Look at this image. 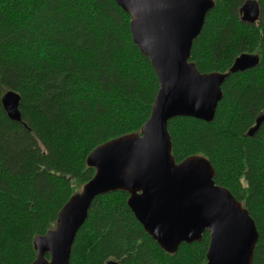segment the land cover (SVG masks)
<instances>
[{"label": "trees", "instance_id": "16d2710c", "mask_svg": "<svg viewBox=\"0 0 264 264\" xmlns=\"http://www.w3.org/2000/svg\"><path fill=\"white\" fill-rule=\"evenodd\" d=\"M190 62L202 74L227 72L242 54L259 64L232 74L214 121L178 117L168 124L177 163L206 158L214 180L254 220L253 264H264V0L248 25L247 0H213ZM130 16L113 0H0V264H32L33 242L55 228L71 196L92 179L86 159L98 146L139 133L159 83L135 46ZM20 95L21 122L2 97ZM124 192L98 197L75 239L70 264H204L209 244L168 254L144 231ZM48 258V255L46 256Z\"/></svg>", "mask_w": 264, "mask_h": 264}, {"label": "water", "instance_id": "95a60500", "mask_svg": "<svg viewBox=\"0 0 264 264\" xmlns=\"http://www.w3.org/2000/svg\"><path fill=\"white\" fill-rule=\"evenodd\" d=\"M114 1L131 17L133 42L156 72L154 107L140 134L110 141L89 155L87 165L96 175L60 211L57 227L34 239L38 256L33 264H69L75 237L95 198L118 191L129 194L136 219L167 253L177 252L183 243L201 242L208 231L206 264H253L258 243L254 221L229 190L216 185L205 158L193 156L176 164L168 123L177 117L212 123L227 77L256 67L259 59L243 54L228 74H202L189 63L193 43L214 7L211 0ZM240 12L249 24L259 19L254 0ZM2 105L10 120L21 122L16 92H7ZM263 124L264 115L248 135L254 136Z\"/></svg>", "mask_w": 264, "mask_h": 264}, {"label": "bare ground", "instance_id": "6f19581e", "mask_svg": "<svg viewBox=\"0 0 264 264\" xmlns=\"http://www.w3.org/2000/svg\"><path fill=\"white\" fill-rule=\"evenodd\" d=\"M113 1H114V0H113ZM211 1L214 3L213 0H211ZM114 2H115V1H114ZM115 3H116V2H115ZM245 4H246V3H245ZM245 4H244V5H245ZM116 5H117V3H116ZM258 5H259V4H258ZM117 6H118V5H117ZM214 6H215V4H214ZM118 7H119V6H118ZM119 8H120V7H119ZM213 8H214V7H213ZM213 8H212V9H213ZM120 9H121V8H120ZM212 9H211V10H212ZM259 9H260V7H259ZM209 12H210V11H209ZM209 12H208V13H209ZM125 13H126V12H125ZM208 13H207V14H208ZM240 13H241V12H240ZM126 14H127V13H126ZM260 14H261V10H260ZM206 16H207V15H206ZM130 18H131V17H130ZM205 19H206V18H205ZM130 21H131V20H130ZM241 21H242L243 23L248 24V25H255L256 23H258V22L260 21V15H259V19H258L254 24H249V23H247V22H244V21L242 20V14H241ZM204 23H205V21H204ZM203 26H204V25H203ZM202 29H203V28H202ZM130 32H131V31H130ZM201 32H202V30H201ZM200 34H201V33H200ZM131 36H132V34H131ZM199 36H200V35H199ZM132 40H133V39H132ZM196 40H197V39H196ZM133 43H134V42H133ZM134 44H135V43H134ZM135 46H136V44H135ZM136 47H137V46H136ZM137 48H138V47H137ZM138 49H139V48H138ZM139 51H140V50H139ZM140 52H141V51H140ZM141 54H142V53H141ZM142 55H143V54H142ZM242 55H243V54H242ZM246 55H250V54H246ZM143 56H144V55H143ZM240 56H241V55H240ZM240 56H239V57H240ZM251 56H256V55H251ZM190 57H191V54H190ZM239 57H237L236 59H238ZM256 57H257V56H256ZM146 58H147V57H146ZM257 58H258V57H257ZM147 59H148V58H147ZM236 59L234 60V63H235ZM258 59H259V58H258ZM148 60H149V59H148ZM149 61H150V60H149ZM150 63H151V62H150ZM189 63H191V64H193V65L195 66V64L192 63V62H190V60H189ZM234 63L232 64V66L230 67V69L233 67ZM258 64H259V63H258ZM151 66H152V64H151ZM195 67H196V66H195ZM152 68H153V67H152ZM254 68H255V67H254ZM196 69H197V68H196ZM230 69H229L227 72L220 73V74H228L229 71H230ZM252 69H253V68H252ZM153 70H154V69H153ZM197 70H198V69H197ZM249 70H251V69H249ZM154 71H155V70H154ZM198 71H199V70H198ZM247 71H248V70H247ZM155 73H156V72H155ZM200 73H201V72H200ZM239 73H243V72H239ZM210 74H212V73H210ZM236 74H237V73H236ZM231 75H232V74H230V75L227 77V79H228ZM156 76H157V75H156ZM157 79H158V78H157ZM227 79H226V80H227ZM158 83H159V82H158ZM224 83H225V82H224ZM224 83H223V84H224ZM222 87H223V85H222ZM222 87H221V91H222ZM9 92H10V91H9ZM5 94H6V93H5ZM5 94H4V95H5ZM4 95H3V96H4ZM18 95H19V94H18ZM19 96H20V95H19ZM222 97H223V92H222ZM155 99H156V98H155ZM221 100H222V99H221ZM1 101H2V99H1ZM20 102H21V97H20ZM154 103H155V102H154ZM219 103H220V102H219ZM218 105H219V104H218ZM2 106H3V105H2ZM153 107H154V106H153ZM217 108H218V106H217ZM3 109H4V108H3ZM152 110H153V108H152ZM216 111H217V110H216ZM19 112H20V106H19ZM151 112H152V111H151ZM5 113H6V112H5ZM215 114H216V113H215ZM6 115H7V114H6ZM20 115H21V112H20ZM150 115H151V114H150ZM7 117H8V116H7ZM149 118H150V117H149ZM177 118H178V117H177ZM185 118H186V117H185ZM174 119H175V118H174ZM192 119H193V118H192ZM172 120H173V119H172ZM195 120H196V119H195ZM11 121H12V120H11ZM21 121H22V116H21ZM170 121H171V120H170ZM170 121H169V122H170ZM198 121H200V120H198ZM213 121H214V120H213ZM13 122H15V121H13ZM18 123H19V122H18ZM168 124H169V123H168ZM255 126H256V125H255ZM255 126H254L253 128H255ZM142 127H143V126H142ZM253 128H251V129H253ZM141 129H142V128H141ZM251 129H250V130H251ZM250 130H249V131H250ZM249 131H248V133H247V136H249V135H248V134H249ZM140 132H141V130H140ZM140 132H139V133H131V134H140ZM168 133H169V131H168ZM127 135H130V134H127ZM127 135H124V136H127ZM169 135H170V134H169ZM124 136H121V137H124ZM121 137H118V138H121ZM141 137H142V136H141ZM249 137H251V136H249ZM252 137H254V136H252ZM118 138H115V139H113V140H116V139H118ZM113 140H111V141H113ZM170 140H171V137H170ZM108 142H110V141H108ZM108 142H106V143H108ZM106 143H104V144H106ZM171 144H172V142H171ZM102 145H103V144H102ZM102 145H100V146H102ZM98 147H99V146H98ZM98 147H97V148H98ZM92 152H93V151H92ZM92 152H91V153H92ZM91 153H90V154H91ZM90 154H89V155H90ZM172 156H173V155H172ZM88 157H89V156H88ZM88 157H87V158H88ZM191 157H193V156H191ZM199 157H201V156H199ZM173 158H174V156H173ZM188 158H189V157H188ZM203 158H204V157H203ZM174 159H175V158H174ZM186 159H187V158H186ZM186 159H185V160H186ZM205 159H206V158H205ZM206 160H207V159H206ZM183 161H184V160H183ZM183 161H182V162H183ZM207 161H208V160H207ZM175 162H176V160H175ZM180 163H181V162H180ZM180 163H177V162H176V164H180ZM210 164H211V163H210ZM86 165H87V159H86ZM87 166H88V165H87ZM88 168H91V167L88 166ZM212 168H213V166H212ZM91 169H94V170H95V174H94V176H95V175H96V169H95V168H91ZM213 170H214V168H213ZM94 176H93V177H94ZM93 177H92V179H93ZM214 177H215V171H214ZM92 179H91V180H92ZM91 180H90V181H91ZM90 181H88L87 183H89ZM214 181H215V180H214ZM87 183H86V184H87ZM215 183H216V182H215ZM86 184H85V185H86ZM85 185H84V186H85ZM216 185H217V184H216ZM84 186L81 188V191H80L79 193H82ZM217 186H220V185H217ZM221 187H222V186H221ZM227 190H228V189H227ZM118 192H122V191H118ZM229 192H230V191H229ZM79 193H76V194H79ZM114 193H116V192H114ZM124 193H126V192H124ZM76 194H74L73 196H75ZM110 194H111V193H110ZM127 194H128V193H127ZM106 195H108V194H106ZM128 195H129V194H128ZM73 196H71L70 199H71ZM102 196H105V195H102ZM232 196H233V195H232ZM99 197H101V196H99ZM129 197H130V196H129ZM129 197H128V199H129ZM97 198H98V197H97ZM97 198H95V199H97ZM70 199H69V200H70ZM69 200H68V202H69ZM94 201H95V200H94ZM94 201H93V202H94ZM236 201H237V200H236ZM68 202H67V203H68ZM237 202H238L239 204H241L239 201H237ZM67 203H66V204H67ZM66 204H65V205H66ZM92 204H93V203H92ZM92 204H91V206H92ZM65 205H64V206H65ZM127 205H128V200H127ZM64 206H63V207H64ZM241 206H242V204H241ZM128 207H129V206H128ZM242 208H243V206H242ZM62 209H63V208H62ZM62 209H61V210H62ZM90 209H91V207H90ZM90 209H89V211H90ZM129 209H130V208H129ZM244 209H245V208H244ZM130 210H131V209H130ZM245 210H246V209H245ZM89 211H88V216H89ZM246 211H247V210H246ZM131 212H132V211H131ZM247 212H248V211H247ZM59 213H60V212H59ZM132 213H133V212H132ZM58 215H59V214H58ZM133 215H134V213H133ZM134 217H135V215H134ZM250 217H251V216H250ZM87 218H88V217H87ZM135 219H136V217H135ZM136 220H137V219H136ZM252 220H253V219H252ZM137 221H138V220H137ZM253 221H254V220H253ZM57 222H58V218H57ZM85 222H86V221H85ZM138 222H139V221H138ZM254 223H255V222H254ZM84 224H85V223H84ZM84 224H83V225H84ZM139 224H140V223H139ZM83 225H82V226H83ZM140 225H141V224H140ZM255 225H256V224H255ZM141 226H142V225H141ZM56 227H57V223H56L55 228H56ZM142 227H143V226H142ZM55 228H54V229H55ZM81 228H82V227H81ZM81 228H80V229H81ZM256 228H257V227H256ZM54 229H52V230H54ZM80 229H79V230H80ZM143 229H144V228H143ZM52 230H51V231H52ZM144 231H145V230H144ZM257 231H258V230H257ZM49 232H50V231H48L47 233H49ZM78 232H79V231H78ZM145 232H146V231H145ZM206 232H207L208 235H209V243H210V234H209L208 231H206ZM206 232H205V233H206ZM47 233H46V234H47ZM146 233H147V232H146ZM205 233H204V234H205ZM257 233H258V232H257ZM46 234H45V235H46ZM77 234H78V233H77ZM147 234H148V233H147ZM45 235H43V236H45ZM148 235H149V234H148ZM149 236H150V235H149ZM203 236H204V235H203ZM39 237H41V236H39ZM76 237H77V235H76ZM76 237H75V239H76ZM150 237H151V236H150ZM151 238H152V237H151ZM152 239H153V238H152ZM258 239H259V233H258ZM202 240H203V238H202ZM74 242H75V240H74ZM155 242H156V241H155ZM201 242H202V241H201ZM201 242H197V243H201ZM156 243H157V242H156ZM183 244H185V243H183ZM73 245H74V243H73ZM73 245H72V249H73ZM181 245H182V244H181ZM181 245H180V246H181ZM188 245H189V244H188ZM33 247H34V250L36 251L35 246H34V242H33ZM159 247H160V246H159ZM208 248H209V244H208ZM255 248H256V247H255ZM72 249H71V254H72ZM178 249H179V248H178ZM162 250H163V249H162ZM163 251H164V250H163ZM177 251H178V250H177ZM207 251H208V249H207ZM165 252H166V251H165ZM166 253H167V252H166ZM175 253H177V252H175ZM175 253H168V254H175ZM47 255H48V258H46ZM206 255H207V252H206ZM37 256H38V252L36 251V259H35V261L37 260ZM46 256H45V259H46L47 261H50V256H49L48 253L46 254ZM70 260H71V256H70ZM35 261H34V262H35ZM112 261H114V260H112ZM34 262H33V263H34ZM109 262H110V261H109ZM114 262H116V261H114ZM33 263H32V264H33ZM107 263H108V262H107ZM107 263H106V264H107ZM117 263H118V262H117ZM206 263H207V258H206V262H205L204 264H206ZM69 264H70V263H69Z\"/></svg>", "mask_w": 264, "mask_h": 264}, {"label": "rangeland", "instance_id": "374dc122", "mask_svg": "<svg viewBox=\"0 0 264 264\" xmlns=\"http://www.w3.org/2000/svg\"><path fill=\"white\" fill-rule=\"evenodd\" d=\"M248 1V0H247ZM110 261H112V260H110ZM109 262V261H108Z\"/></svg>", "mask_w": 264, "mask_h": 264}]
</instances>
